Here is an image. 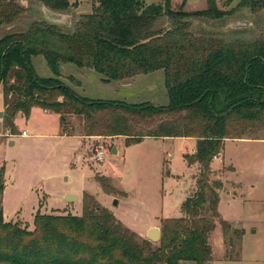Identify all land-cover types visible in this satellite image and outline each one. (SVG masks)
<instances>
[{
    "label": "trees",
    "instance_id": "16d2710c",
    "mask_svg": "<svg viewBox=\"0 0 264 264\" xmlns=\"http://www.w3.org/2000/svg\"><path fill=\"white\" fill-rule=\"evenodd\" d=\"M52 11L69 13L70 0H38ZM29 2V1H28ZM23 0H0V28L28 10ZM239 9L264 11V0H241ZM228 13L207 0V8L174 10L171 0H94L71 25L35 19L23 30L0 37V85L4 124L14 132L19 112L33 107L59 114L60 133L67 116L81 118L84 136L125 137L126 145L154 138H195L186 156L198 164L196 192L181 205L183 215L163 220L162 238L154 243L126 226L94 195L85 193L81 215L37 212L34 229L6 221L4 171L0 169V264H206L213 259L211 237L218 225L231 224L219 210L221 179L211 180L212 165L226 140H264V29L254 40L228 41L196 35L190 20L223 19ZM167 17L170 29L159 28ZM10 26V27H11ZM9 27V26H8ZM148 41L144 42L145 40ZM43 57L52 75L38 74L35 57ZM100 73L104 83L130 80L163 71L169 103L93 100L61 81L62 65ZM68 80L77 84L74 76ZM97 181L106 193L115 187L107 176ZM242 234V233H241Z\"/></svg>",
    "mask_w": 264,
    "mask_h": 264
},
{
    "label": "rangeland",
    "instance_id": "374dc122",
    "mask_svg": "<svg viewBox=\"0 0 264 264\" xmlns=\"http://www.w3.org/2000/svg\"><path fill=\"white\" fill-rule=\"evenodd\" d=\"M23 1H29V10L13 26L3 25L0 37L10 31L25 29L35 19L45 18L38 0ZM145 1L148 4L165 3V0ZM240 1L217 0L218 7L229 14L220 20L192 18L191 32L196 35L219 36L228 41L254 40L264 29V11L257 14L250 9L236 11ZM182 4L187 11L207 8V0H171L174 10ZM92 10L93 0L80 1V11L89 13ZM170 26L167 17L158 22L159 28L170 29ZM36 70L42 77L51 76L38 62ZM62 74L60 79L63 83L93 100H111L112 97L128 102L169 103L162 70L141 75L134 87L122 89L117 94L113 87L100 81L102 75L94 70L67 63ZM70 74L84 81L81 88L67 79ZM1 88L2 85L0 107L4 105ZM2 112L0 169L5 167L3 208L6 221L17 222L32 230L38 211L44 214L81 215L84 194L89 193L94 195L101 206L113 208L115 211L110 210L126 226L146 237L150 227L157 226L162 230L164 219L182 216V203L197 190L199 167L190 166L186 159V156L193 154L191 148L194 140L147 138L128 146L121 136H64L59 133V116L52 111L47 113L40 107H34L29 118L17 115V129L12 132L5 127L6 112ZM67 121L64 126L73 135L83 134L80 117L70 115ZM24 130L26 135L23 134ZM115 146L119 154L113 153ZM100 150L105 151L103 161L96 159V153ZM224 160L225 164L220 159L215 161L213 167L216 171L211 176L212 181H223L220 213L228 222L241 221L239 226L248 229L252 238L248 250H253L254 245L262 248L260 257L264 262V140L230 141L224 148ZM98 174L110 179L109 182L115 187L113 193H106L102 189L96 178ZM66 193L76 194L78 199L73 202L63 200ZM230 224L231 228L226 233L218 225L224 233L225 247L221 244L218 229L213 232V255L222 257L226 253V258L238 255L246 257L244 249L248 250L240 239L242 230ZM254 231L258 232L254 234ZM221 247L225 248L223 255H220ZM181 264L194 263L184 261Z\"/></svg>",
    "mask_w": 264,
    "mask_h": 264
},
{
    "label": "crops",
    "instance_id": "0c3cea01",
    "mask_svg": "<svg viewBox=\"0 0 264 264\" xmlns=\"http://www.w3.org/2000/svg\"><path fill=\"white\" fill-rule=\"evenodd\" d=\"M80 1H82V0H70V2H71V4H72V8H71V10H70V12L68 13H63V14H66L67 16H68V19H66V21L64 22V23H56V24H60V25H65V23H67L68 25H71L72 24V21H73V19H74V16H76L77 14H79L80 12H82V11H80ZM93 4H94V0H93ZM40 11L42 12V15L44 16V14H43V11H42V6H40ZM34 64H35V67H36V69H37V62L40 64V66L42 67V68H44V70H45V72H47V73H51V71L49 70V68H48V66H47V63H46V60L44 59V58H41V56L40 57H35L34 59ZM46 67V68H45ZM67 67V63L66 64H63L62 65V72H63V70L65 69ZM157 72V71H156ZM156 72H154V73H156ZM51 75H52V73H51ZM161 75V74H160ZM67 76H69V75H67ZM70 76H71V74H70ZM73 76V75H72ZM141 76V75H140ZM140 76H137V77H135V78H133V79H130V80H124V81H121L120 83L121 84H118V81L117 82H110V83H104V84H106V85H110L111 87H113L112 89L116 92L115 94H117L118 92H120V90H122V89H125V90H127V89H131L132 87H134V83H135V81H137V79H139V77ZM84 79H87L86 77H83ZM163 78H164V75H163ZM80 82L79 83H77L76 85H75V83H73V82H71L70 80V82L74 85V86H76L77 88H81V86H82V84L84 83V81L81 79V78H77ZM100 81H101V79H100ZM165 85V84H164ZM166 89V88H165ZM3 94V93H2ZM98 98H100V97H98ZM4 99V98H3ZM104 99H106V98H104ZM110 99H115V100H117L116 98H110ZM120 100H122V99H120ZM36 107V106H35ZM34 108V107H33ZM32 108V109H33ZM5 110V106L4 105H2L1 107H0V112H2V111H4ZM44 110V109H43ZM45 112H47V113H51L50 111H48V110H44ZM53 113V112H52ZM20 114H22L23 116H25L24 115V113L23 112H19L18 113V115H20ZM57 114V113H56ZM58 116H59V114H57ZM26 117V116H25ZM17 120V119H16ZM24 131H26V130H24ZM59 133H60V128H59ZM60 135H62L61 133H60ZM64 136H73V137H88V136H84L83 134H81V136H77V135H67V134H63ZM120 137V136H119ZM121 137H123V136H121ZM116 138V137H115ZM125 138V137H124ZM147 138H154V137H147ZM147 138H145V139H147ZM156 139H161V140H166V139H168V138H156ZM183 140H186V139H188V140H194L195 141V143H194V145L192 146V148H191V152L192 153H194L195 152V150H196V139L195 138H182ZM261 140H263V139H258V140H253V139H241V140H231V139H228V140H226V143H228V142H230V141H261ZM116 151L118 152V150H117V148H116ZM117 154H119V152L117 153ZM220 159V162H223L222 164H225V160H224V151L218 156V157H216L215 159H214V161H213V163H212V165H214V163H215V161L216 160H219ZM229 165H231V164H229ZM190 166H197V168L199 167V165L198 164H193V165H190ZM232 167H233V170L235 169V167L233 166V164H232ZM214 169H216V168H214ZM184 182V181H183ZM66 194H68V193H66ZM65 194V195H66ZM65 195L63 196V200H66L65 199ZM110 209H112L113 210V208H110ZM113 211H115V210H113ZM230 222V221H229ZM230 223H233V226L234 227H236L237 229H241L242 230V234H241V237H240V239L242 240V241H244V247H246V249L248 250V246H250V239H252L249 235H250V233L246 230V229H244L243 227H240L239 225L241 224V221H238V220H236V221H233V222H230ZM151 226V225H150ZM150 226H148V227H150ZM151 228V227H150ZM149 228V229H150ZM149 229H147V231L149 230ZM218 229V231H219V233H218V235L221 237V240H222V243L221 244H223V246L225 247V237H224V233H223V231H222V229H219V226H217V228H216V230ZM215 230V231H216ZM147 231H146V233H147ZM214 231V232H215ZM255 232H258V231H254V234H255ZM254 236V235H253ZM144 237V236H143ZM247 242V244L245 245V243ZM212 243V242H211ZM224 247H221L220 248V255H223L224 254V252H225V248ZM224 249V250H223ZM261 252H262V248H259V247H256L255 245L253 246V250H248V252L244 249V253L246 254V257H244V256H241V257H239V255L237 256V257H225L226 256V253L222 256V257H216V256H214L213 255V259H212V261H209L208 263H206V264H263L264 262L261 260ZM182 262H184V261H181L180 262V264L182 263ZM191 262V261H190Z\"/></svg>",
    "mask_w": 264,
    "mask_h": 264
},
{
    "label": "water",
    "instance_id": "95a60500",
    "mask_svg": "<svg viewBox=\"0 0 264 264\" xmlns=\"http://www.w3.org/2000/svg\"><path fill=\"white\" fill-rule=\"evenodd\" d=\"M42 11L44 14V17L46 20L52 23H64L66 19H68V16L66 14H63L61 12H56L52 11L44 6H42ZM149 39L145 40L144 42L148 41ZM0 116H3V112H0ZM114 154H117L118 152L116 151V146L114 147L113 150ZM65 199L67 201L73 202L78 199V196L73 193H68L65 195ZM146 237L151 240L152 242H159L162 238V230L160 227L154 226L151 227L147 233Z\"/></svg>",
    "mask_w": 264,
    "mask_h": 264
},
{
    "label": "built area",
    "instance_id": "2783aa9c",
    "mask_svg": "<svg viewBox=\"0 0 264 264\" xmlns=\"http://www.w3.org/2000/svg\"><path fill=\"white\" fill-rule=\"evenodd\" d=\"M23 134H27L26 131H23ZM96 159L99 160V161H103L105 159V151L104 150H100L96 153Z\"/></svg>",
    "mask_w": 264,
    "mask_h": 264
}]
</instances>
